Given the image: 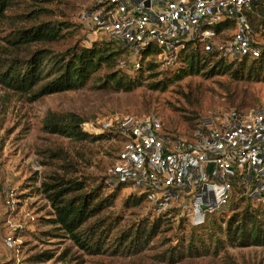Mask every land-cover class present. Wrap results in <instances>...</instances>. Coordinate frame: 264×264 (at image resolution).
<instances>
[{"label": "trees", "instance_id": "16d2710c", "mask_svg": "<svg viewBox=\"0 0 264 264\" xmlns=\"http://www.w3.org/2000/svg\"><path fill=\"white\" fill-rule=\"evenodd\" d=\"M51 1L33 0L31 9L23 14L25 21L0 34V86L20 93L28 102L87 86L120 92L140 87L165 91L171 83L197 74L207 78L229 74L234 79L264 82V46L256 57L227 60L217 51L206 52L201 43L187 40L179 51L178 67L165 69L155 61L160 48L148 43L140 51L139 68L133 71L123 70L117 65L129 46L109 36L102 35L103 38L91 40L88 44H80L76 39L72 45L56 50L54 44L78 34L83 24L73 23L63 16L51 17L53 12L45 6ZM15 2L0 0V24L10 18L8 12ZM246 18L257 35L264 37V5L253 4ZM234 27L235 21L230 17L214 25L222 40L230 37L229 32ZM231 108L242 107L234 105L226 110ZM94 117L49 109L43 116L40 130L74 142L102 143L111 137L109 133L93 134L81 128L84 121ZM196 124L197 121L193 128ZM50 155L58 156V153ZM105 178L106 173L92 185L86 183V179L57 172L45 174L38 189L49 205V216L45 222L52 225L55 235L67 236L85 254L136 255L149 249L151 242L164 230L162 226L168 213L155 216L151 212L148 193L129 191L123 206L126 209L142 206L154 217H143L128 227L118 228L122 216L110 218L104 212L114 204L122 185L111 187ZM184 220L185 217H180L179 224ZM255 245L264 246V206L245 203L231 213L223 228L213 215L209 226L191 230L187 238L174 245H165L153 254L158 261L171 264L186 257L217 255L227 246ZM52 257L48 250L32 255V259L39 262Z\"/></svg>", "mask_w": 264, "mask_h": 264}, {"label": "built area", "instance_id": "2783aa9c", "mask_svg": "<svg viewBox=\"0 0 264 264\" xmlns=\"http://www.w3.org/2000/svg\"><path fill=\"white\" fill-rule=\"evenodd\" d=\"M80 21L93 39L102 35L129 46L119 68H139L140 51L150 43L160 48L155 61L163 68L178 67L179 51L187 40L225 59L256 57L263 37L252 29L246 13L264 0H95ZM148 2V3H146ZM232 18L228 39L219 38L214 25ZM92 38H85L90 42ZM93 134L109 133L121 140L105 182L122 190L148 193L155 216L167 212L190 223L203 222L208 213L225 207L239 210L245 203L264 206V107L231 108L203 117L189 131L165 127L154 112L136 115L113 112L84 121ZM211 164L210 170L208 165ZM7 215L17 207L14 187L2 188ZM29 221H36L26 213ZM32 223V222H31ZM27 223L17 224L15 233ZM3 240L19 253V235ZM20 262V261H19Z\"/></svg>", "mask_w": 264, "mask_h": 264}, {"label": "rangeland", "instance_id": "374dc122", "mask_svg": "<svg viewBox=\"0 0 264 264\" xmlns=\"http://www.w3.org/2000/svg\"><path fill=\"white\" fill-rule=\"evenodd\" d=\"M94 1L52 0L46 5L41 4L53 12V18L63 16L68 21L80 23L81 13L90 9ZM14 4L8 12L10 18L0 24V34L7 33L25 21L23 14L31 9L33 0H16ZM82 24L78 34L54 44L56 50L72 45L76 39L80 40V44L90 43L85 38L93 39L95 35L88 32V24ZM234 105L242 108L256 105L264 107V82L234 79L229 74L209 78L197 74L171 83L165 91L140 87L120 92L87 86L46 95L33 102L25 100L20 93L0 86V264H170L158 261L153 253L165 245H174L187 238L191 230L209 226L213 215L223 228L227 218L235 211L230 206L225 207L223 211L208 213L199 224L190 223L185 218L181 225L180 218L175 219L171 212L164 218V230L151 242L149 249L139 254H85L67 236L55 235L52 225L45 222L44 219L49 216V205L38 189L45 174L50 172L97 184L114 161L121 140L110 137L102 143H79L64 136L46 133L40 127L47 110H68L79 115L95 116L92 119L116 111L136 115L154 112L165 127L185 132L192 129L201 118L224 112ZM51 153H58V156H51ZM42 161L50 163L44 164ZM6 185L14 187L18 194L17 207L8 215L2 192ZM128 193V190H121L114 204L104 212L110 218L122 216L118 228L128 227L143 217H154L142 206L126 209L123 203ZM26 213L34 215L36 221L31 223ZM22 222L28 226L16 234L14 229ZM13 232L14 236H20L18 255L3 240L5 233ZM44 250L51 252L53 257L44 262L32 259V255ZM171 264H264V246H227L217 255L186 257Z\"/></svg>", "mask_w": 264, "mask_h": 264}, {"label": "water", "instance_id": "95a60500", "mask_svg": "<svg viewBox=\"0 0 264 264\" xmlns=\"http://www.w3.org/2000/svg\"><path fill=\"white\" fill-rule=\"evenodd\" d=\"M146 3H148V2H146ZM210 166H211V164L208 165L209 170H210Z\"/></svg>", "mask_w": 264, "mask_h": 264}]
</instances>
